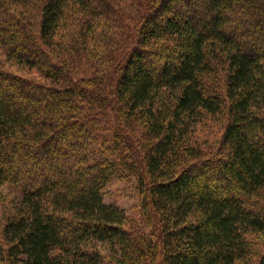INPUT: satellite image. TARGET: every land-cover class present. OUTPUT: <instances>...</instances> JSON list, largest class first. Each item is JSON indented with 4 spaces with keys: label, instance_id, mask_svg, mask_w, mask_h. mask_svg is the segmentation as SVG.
I'll list each match as a JSON object with an SVG mask.
<instances>
[{
    "label": "trees",
    "instance_id": "trees-1",
    "mask_svg": "<svg viewBox=\"0 0 264 264\" xmlns=\"http://www.w3.org/2000/svg\"><path fill=\"white\" fill-rule=\"evenodd\" d=\"M0 264H264V0H0Z\"/></svg>",
    "mask_w": 264,
    "mask_h": 264
},
{
    "label": "rangeland",
    "instance_id": "rangeland-1",
    "mask_svg": "<svg viewBox=\"0 0 264 264\" xmlns=\"http://www.w3.org/2000/svg\"><path fill=\"white\" fill-rule=\"evenodd\" d=\"M17 91L16 88L13 89ZM10 100H22V94L8 91ZM21 96V97H19ZM104 201L107 204L116 206L124 210L128 215L138 216V208L142 201V195L138 190V181L136 178L127 175L114 176L103 190Z\"/></svg>",
    "mask_w": 264,
    "mask_h": 264
}]
</instances>
